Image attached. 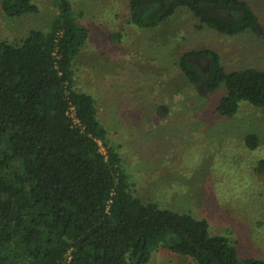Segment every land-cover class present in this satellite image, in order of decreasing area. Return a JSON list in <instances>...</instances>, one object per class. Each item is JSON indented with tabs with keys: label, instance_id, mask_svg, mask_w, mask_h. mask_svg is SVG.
Instances as JSON below:
<instances>
[{
	"label": "trees",
	"instance_id": "16d2710c",
	"mask_svg": "<svg viewBox=\"0 0 264 264\" xmlns=\"http://www.w3.org/2000/svg\"><path fill=\"white\" fill-rule=\"evenodd\" d=\"M127 4L128 22L137 27H155L186 9L198 27L227 36L257 31L247 0ZM1 10L16 17L38 7L1 0ZM86 38L70 1L58 0L48 29L0 40V264H146L160 245L197 264H264V257L240 256L227 236L210 232L207 219L132 193L94 98L73 85V60ZM177 65L190 84L222 88L220 116H234L244 101L264 117V68L228 70L208 47L183 52ZM245 144L256 147L257 137L248 135Z\"/></svg>",
	"mask_w": 264,
	"mask_h": 264
},
{
	"label": "rangeland",
	"instance_id": "374dc122",
	"mask_svg": "<svg viewBox=\"0 0 264 264\" xmlns=\"http://www.w3.org/2000/svg\"><path fill=\"white\" fill-rule=\"evenodd\" d=\"M31 1L36 12L13 17L2 12L0 0V40L14 43L31 29H48L58 0ZM69 1L87 29L73 60V85L94 98L132 193L207 219L210 232L227 236L240 256L264 257L262 112L242 101L234 116H220L215 106L222 88L208 92L190 84L177 65L183 52L208 47L228 70L263 69L264 0H247L257 31L232 36L198 27L186 9L155 27H137L128 22L127 0ZM252 134L257 145L249 148L245 139ZM146 264L197 263L160 245Z\"/></svg>",
	"mask_w": 264,
	"mask_h": 264
},
{
	"label": "built area",
	"instance_id": "2783aa9c",
	"mask_svg": "<svg viewBox=\"0 0 264 264\" xmlns=\"http://www.w3.org/2000/svg\"><path fill=\"white\" fill-rule=\"evenodd\" d=\"M68 114L72 117L73 121L76 123L77 122V119L74 116V108H73L72 105L69 107Z\"/></svg>",
	"mask_w": 264,
	"mask_h": 264
}]
</instances>
